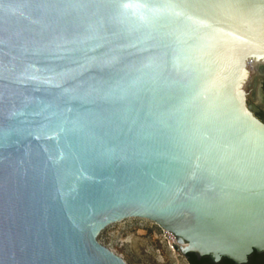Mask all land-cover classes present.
I'll use <instances>...</instances> for the list:
<instances>
[{"label": "water", "instance_id": "1", "mask_svg": "<svg viewBox=\"0 0 264 264\" xmlns=\"http://www.w3.org/2000/svg\"><path fill=\"white\" fill-rule=\"evenodd\" d=\"M264 0H0V264H128L149 219L188 258L264 252Z\"/></svg>", "mask_w": 264, "mask_h": 264}, {"label": "rangeland", "instance_id": "2", "mask_svg": "<svg viewBox=\"0 0 264 264\" xmlns=\"http://www.w3.org/2000/svg\"><path fill=\"white\" fill-rule=\"evenodd\" d=\"M246 89L249 94L254 92L250 84ZM252 98L255 103V94ZM171 236L157 223L131 218L106 228L99 241L128 264H190L174 247Z\"/></svg>", "mask_w": 264, "mask_h": 264}, {"label": "flooded vegetation", "instance_id": "3", "mask_svg": "<svg viewBox=\"0 0 264 264\" xmlns=\"http://www.w3.org/2000/svg\"><path fill=\"white\" fill-rule=\"evenodd\" d=\"M250 88L253 89V93H248V105L254 111L255 115L264 122V67L258 69L257 74L253 78V81L250 83ZM255 94V103L253 102V95ZM190 255L187 261L190 263ZM202 261V260H201ZM232 262V261H231ZM228 259H222L218 263L214 264H235L231 263ZM191 264V263H190ZM201 264H207L205 262H201ZM245 264H264V252L258 253L254 252L250 257L247 263Z\"/></svg>", "mask_w": 264, "mask_h": 264}, {"label": "bare ground", "instance_id": "4", "mask_svg": "<svg viewBox=\"0 0 264 264\" xmlns=\"http://www.w3.org/2000/svg\"><path fill=\"white\" fill-rule=\"evenodd\" d=\"M249 67H250V70L252 71V73H251L250 80H249L247 86L251 83V81L253 80L254 76L257 74V71H258V69H259V67H260V64H259L258 62L253 61V62L250 63ZM140 219H141V218H140ZM145 220L150 221V222H153V221H151V220H149V219H145ZM154 223H155V222H154ZM167 232H168V231H167ZM169 233H170V232H169ZM170 234H171V233H170ZM171 235H172V234H171ZM171 237H172V240L175 241V243H176V238H175V236L172 235Z\"/></svg>", "mask_w": 264, "mask_h": 264}, {"label": "trees", "instance_id": "5", "mask_svg": "<svg viewBox=\"0 0 264 264\" xmlns=\"http://www.w3.org/2000/svg\"><path fill=\"white\" fill-rule=\"evenodd\" d=\"M202 260V261H201ZM199 260L195 255H190V263L191 264H201V262H205L207 264H214L213 261L209 257H203ZM231 262V261H230ZM232 263V262H231ZM233 264V263H232Z\"/></svg>", "mask_w": 264, "mask_h": 264}, {"label": "built area", "instance_id": "6", "mask_svg": "<svg viewBox=\"0 0 264 264\" xmlns=\"http://www.w3.org/2000/svg\"><path fill=\"white\" fill-rule=\"evenodd\" d=\"M251 63V62H250ZM250 65V64H249ZM249 69H250V67H249ZM250 72L252 73V71L250 70Z\"/></svg>", "mask_w": 264, "mask_h": 264}]
</instances>
